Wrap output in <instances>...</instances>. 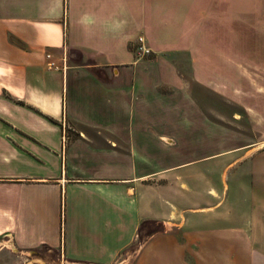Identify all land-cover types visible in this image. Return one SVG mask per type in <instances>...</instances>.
Here are the masks:
<instances>
[{"label":"crops","instance_id":"obj_1","mask_svg":"<svg viewBox=\"0 0 264 264\" xmlns=\"http://www.w3.org/2000/svg\"><path fill=\"white\" fill-rule=\"evenodd\" d=\"M201 2L0 0V112L11 113L4 122L20 133L12 149L26 151L21 173L0 175L8 192L0 232L17 247L45 246L72 264H112L142 219L185 207L177 203L189 201L186 188L158 180L172 164L159 167L151 150L173 138L153 121L157 61L141 60L135 45L141 35L155 52H190L193 39H178L171 27L193 11L206 16ZM226 43L234 72L213 80L202 72L204 55L193 54L198 84L226 86L232 99L243 84L248 96L264 94L254 89L264 88V29L251 30L246 46L237 37ZM170 218L131 264H238L233 235L224 249L229 238L219 224Z\"/></svg>","mask_w":264,"mask_h":264},{"label":"rangeland","instance_id":"obj_2","mask_svg":"<svg viewBox=\"0 0 264 264\" xmlns=\"http://www.w3.org/2000/svg\"><path fill=\"white\" fill-rule=\"evenodd\" d=\"M201 5L206 16L193 11L192 20L171 27L178 39H193L190 52H155L148 46L149 52L141 56L144 62L157 61L153 73L160 83L153 121L173 138L172 142L160 138L164 147L151 150L159 167L172 164L158 180L177 192L186 188L189 201L175 202L185 207L171 218L142 219L137 236L112 264H131L141 243L152 233L165 231L163 220L182 221L184 216L219 224L229 238H223L224 249L230 248L233 235L238 264H264V94L248 96L243 84L238 86L239 98L232 99L224 91L226 86L199 85L189 65L190 56L198 54L205 57L201 61L205 76L218 80L234 72L230 68L234 56L226 41L237 37L246 46L251 30L264 29V0H202ZM167 60L176 62L177 68H168ZM254 89L264 91L263 86ZM10 115L0 112V175L19 174L25 166L26 151L18 145L12 149L20 133L4 122ZM183 173L189 178L186 182ZM7 195L6 189L0 190V204L7 205ZM0 264L72 263L45 246L35 252L17 247L12 236L2 231Z\"/></svg>","mask_w":264,"mask_h":264},{"label":"built area","instance_id":"obj_3","mask_svg":"<svg viewBox=\"0 0 264 264\" xmlns=\"http://www.w3.org/2000/svg\"><path fill=\"white\" fill-rule=\"evenodd\" d=\"M135 49L137 50L138 54H140V55L149 52V47L146 44H144V40H143V37L141 35L137 36ZM47 56L49 57V54H47ZM47 65L49 67H57L56 62L52 59L48 60Z\"/></svg>","mask_w":264,"mask_h":264}]
</instances>
